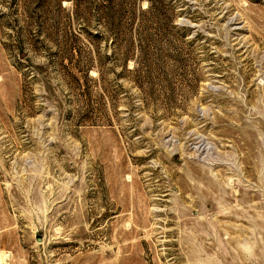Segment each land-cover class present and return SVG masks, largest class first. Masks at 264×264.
Wrapping results in <instances>:
<instances>
[{
  "label": "rangeland",
  "instance_id": "rangeland-1",
  "mask_svg": "<svg viewBox=\"0 0 264 264\" xmlns=\"http://www.w3.org/2000/svg\"><path fill=\"white\" fill-rule=\"evenodd\" d=\"M123 1L0 0V264H264V0Z\"/></svg>",
  "mask_w": 264,
  "mask_h": 264
},
{
  "label": "trees",
  "instance_id": "trees-1",
  "mask_svg": "<svg viewBox=\"0 0 264 264\" xmlns=\"http://www.w3.org/2000/svg\"><path fill=\"white\" fill-rule=\"evenodd\" d=\"M115 0H109V12H108V19H109V25H110V28L109 30L112 32V33H117V34H128V36L130 35L129 33H131V31L133 30V23L135 22V16H134V9L131 8V7H128V4H126L125 1L123 0H119V9L117 11H114L113 10V6L112 4L114 3ZM148 2V7L146 9L145 12H152L153 10H155L156 8V4H158L161 0H146ZM127 14H131V17L129 19H131V23H130V26L129 27H124L122 26L120 28V26L118 25H114V22L116 20H122L125 15ZM141 45V44H140ZM132 47H133V42L131 41L130 42V45H129V48L128 50H126L125 53H131L132 52ZM142 46H140V49Z\"/></svg>",
  "mask_w": 264,
  "mask_h": 264
},
{
  "label": "bare ground",
  "instance_id": "bare-ground-1",
  "mask_svg": "<svg viewBox=\"0 0 264 264\" xmlns=\"http://www.w3.org/2000/svg\"><path fill=\"white\" fill-rule=\"evenodd\" d=\"M3 260V257L1 256V259H0V261H2Z\"/></svg>",
  "mask_w": 264,
  "mask_h": 264
}]
</instances>
